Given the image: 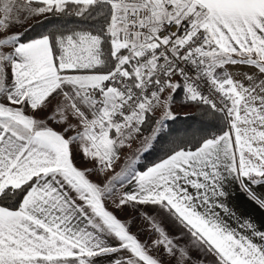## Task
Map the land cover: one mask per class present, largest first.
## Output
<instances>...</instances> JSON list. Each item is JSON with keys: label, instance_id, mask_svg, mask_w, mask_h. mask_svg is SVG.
<instances>
[{"label": "snow or ice", "instance_id": "6c2138e0", "mask_svg": "<svg viewBox=\"0 0 264 264\" xmlns=\"http://www.w3.org/2000/svg\"><path fill=\"white\" fill-rule=\"evenodd\" d=\"M177 91L220 130L137 170ZM232 185L264 207V0H0V264H264Z\"/></svg>", "mask_w": 264, "mask_h": 264}, {"label": "crops", "instance_id": "0c3cea01", "mask_svg": "<svg viewBox=\"0 0 264 264\" xmlns=\"http://www.w3.org/2000/svg\"><path fill=\"white\" fill-rule=\"evenodd\" d=\"M41 18H43V17H41ZM39 19L40 18H36L35 20H39ZM32 23H33L32 19H29L27 21V23H25L23 25V27L27 28ZM226 70L235 72L237 74V76H240L242 73H249V74H253L256 76L259 75L258 71L255 68L249 67V66H244V65H230V66H228V68ZM176 80H179V79L176 77V78H174V81H176ZM170 92H171V89H168L164 96L166 97ZM163 110H164L163 107H157L154 110V114L158 117V119L161 116ZM171 111L173 112L174 117H176L179 114V110L174 103H172V105H171ZM39 115H43V113H40ZM169 120H171V119H169ZM167 121L168 120L165 121V127L163 128V130L166 127L168 128ZM49 124H50V126L56 128L57 130H60L59 125L54 124L51 121H49ZM144 135H147V134H144ZM155 143H156V141L153 142V146L155 145ZM153 146L150 149H152ZM138 147H140V143H139V146L138 145L131 146V150L128 147H125L123 149V152L121 155V161L118 162L117 170H119V167L122 164L124 158L127 155H130L133 152V150L137 149ZM145 153L146 152H143L142 155L140 156V159L136 165L137 170H139L138 164L143 161ZM75 163L80 168L90 167V165L86 163L85 158L78 152L75 153ZM91 179L97 180V179H99V177L97 175L93 174V175H91ZM126 187H128L129 190H131L130 186L126 185ZM227 190L229 191L230 195L226 199V204H227L228 208L230 210H232L235 214L231 218L226 217V219H229V223H231L233 227H237L241 222L250 220L253 223V225L256 227L257 230L264 231V207H261L258 205V203L250 200L235 185L230 186ZM256 191L257 192H264V188L257 187ZM107 206L109 207V210L113 211L114 214H116L118 216V218H120L123 221H128V220H131L135 217V213L132 212L131 209L126 208L124 210H117L111 203H108ZM139 227H140V222L136 221V223L132 226L131 231L133 233H135ZM144 238L145 237L143 235L140 236L141 240H143ZM257 240H258V238H257ZM97 264H109V262H108L107 258L100 257V258H98Z\"/></svg>", "mask_w": 264, "mask_h": 264}, {"label": "trees", "instance_id": "16d2710c", "mask_svg": "<svg viewBox=\"0 0 264 264\" xmlns=\"http://www.w3.org/2000/svg\"><path fill=\"white\" fill-rule=\"evenodd\" d=\"M49 19L56 20L57 18L50 17ZM62 19L68 23L69 27L86 28L90 27L93 23L92 21L84 23L82 22L81 18L75 17L73 15L63 17ZM37 31H40V29H33L29 35H33ZM173 103L177 106L179 114L175 117V119L167 121L168 128L166 127L161 132L153 148L145 153L143 161L138 164L139 169L149 167L153 163L158 162L159 159H161L172 146L171 141L176 139L178 136H184L185 134L191 135L192 132L202 127L208 126L209 124L217 125V127L211 129L213 132H218L220 130L219 122L214 120L212 115L204 114V111L200 105H197L194 102L186 101L182 91H177L174 94ZM153 119H158L154 113ZM144 134L148 133L145 132Z\"/></svg>", "mask_w": 264, "mask_h": 264}, {"label": "rangeland", "instance_id": "374dc122", "mask_svg": "<svg viewBox=\"0 0 264 264\" xmlns=\"http://www.w3.org/2000/svg\"><path fill=\"white\" fill-rule=\"evenodd\" d=\"M36 18H40V19H42L41 17H36ZM36 18H34V19H36ZM32 21L34 22L33 19H32ZM139 143H140L139 139L133 140V141L131 142V146H136V145L139 146ZM130 150H131V148H130Z\"/></svg>", "mask_w": 264, "mask_h": 264}, {"label": "built area", "instance_id": "2783aa9c", "mask_svg": "<svg viewBox=\"0 0 264 264\" xmlns=\"http://www.w3.org/2000/svg\"><path fill=\"white\" fill-rule=\"evenodd\" d=\"M174 78H176V77H174ZM174 78H173V79H174ZM177 78L180 80V77L177 76ZM167 90H168V89H167ZM167 90L163 93V96L165 95V93L167 92ZM184 99H185V98H184ZM189 102H190V101H189Z\"/></svg>", "mask_w": 264, "mask_h": 264}]
</instances>
